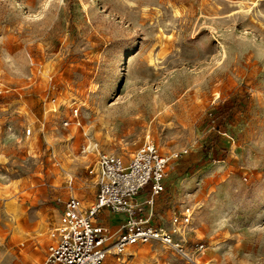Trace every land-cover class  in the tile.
<instances>
[{"label":"rangeland","instance_id":"374dc122","mask_svg":"<svg viewBox=\"0 0 264 264\" xmlns=\"http://www.w3.org/2000/svg\"><path fill=\"white\" fill-rule=\"evenodd\" d=\"M144 142L168 157L152 221L181 248L103 264H264V0H0V264L42 260L96 154Z\"/></svg>","mask_w":264,"mask_h":264},{"label":"built area","instance_id":"2783aa9c","mask_svg":"<svg viewBox=\"0 0 264 264\" xmlns=\"http://www.w3.org/2000/svg\"><path fill=\"white\" fill-rule=\"evenodd\" d=\"M25 133L29 135L31 129ZM89 148L85 146L83 152ZM167 161L168 157L160 154L152 142H144L127 159L116 153L98 152L88 165V173L96 183L93 200L87 206L73 195L65 200L48 230L49 244L42 260L32 264H103L109 251L119 261L125 250L138 242L155 241L166 250L180 249L168 227L152 221L155 198L165 188ZM142 191L146 193L139 202L137 197ZM103 210L121 217L115 230L96 220ZM189 218L188 209L182 214L173 213L169 227L179 233Z\"/></svg>","mask_w":264,"mask_h":264},{"label":"crops","instance_id":"0c3cea01","mask_svg":"<svg viewBox=\"0 0 264 264\" xmlns=\"http://www.w3.org/2000/svg\"><path fill=\"white\" fill-rule=\"evenodd\" d=\"M145 193H146L145 191H142L138 195L137 199H138L139 202L143 201ZM157 198H158V196L155 198L154 204H155ZM101 213L106 218V222H105L106 224H109L111 227H113L114 224H116V226L119 224V221L121 219L120 216H118V215H110V216H108L109 214L105 210H103Z\"/></svg>","mask_w":264,"mask_h":264},{"label":"bare ground","instance_id":"6f19581e","mask_svg":"<svg viewBox=\"0 0 264 264\" xmlns=\"http://www.w3.org/2000/svg\"><path fill=\"white\" fill-rule=\"evenodd\" d=\"M179 233H181V229H180ZM194 262L197 263V261H194Z\"/></svg>","mask_w":264,"mask_h":264}]
</instances>
